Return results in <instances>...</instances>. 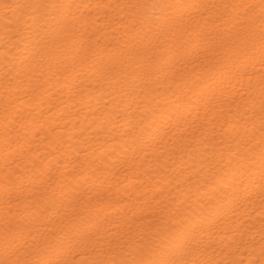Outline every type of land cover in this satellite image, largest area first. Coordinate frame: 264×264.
I'll return each instance as SVG.
<instances>
[{"label": "bare ground", "instance_id": "bare-ground-1", "mask_svg": "<svg viewBox=\"0 0 264 264\" xmlns=\"http://www.w3.org/2000/svg\"><path fill=\"white\" fill-rule=\"evenodd\" d=\"M36 2L0 0V264L25 258L24 251H13L32 237H21L17 224L31 220L34 208L65 196L101 225L102 243L77 247L63 258L69 264L120 259L118 243L134 247L135 233L194 199L232 152L253 145L259 151L262 0H177L215 4L213 40L250 33L255 49L250 43L241 75L222 97L194 107L186 121L162 129L142 150L129 149L133 141L126 133L163 87L136 62L140 31L134 25L151 12L144 5L157 0H76L75 18L62 30L44 10L29 6ZM186 11L199 18L203 9ZM10 175L27 177L24 186L10 185ZM68 211L48 213L31 232L39 241ZM220 216L207 225L212 246L203 259L264 264V202L258 191ZM13 238L14 248H8Z\"/></svg>", "mask_w": 264, "mask_h": 264}, {"label": "snow or ice", "instance_id": "snow-or-ice-1", "mask_svg": "<svg viewBox=\"0 0 264 264\" xmlns=\"http://www.w3.org/2000/svg\"><path fill=\"white\" fill-rule=\"evenodd\" d=\"M29 6L44 10L53 27L61 30L75 18L73 10L79 7L76 0H37L35 5ZM144 7H150L151 12L134 25L140 31L135 48L136 62L144 76L155 78L163 91L148 105L140 123L126 133L133 141L129 149L141 147V150L162 129L173 122L186 121L185 114H190L194 107L222 97L232 81L241 75L250 43L251 49H255L250 33H236L232 39L218 43L213 40L209 28L217 23L211 15L215 4L197 6L177 0H157ZM188 8L203 11L197 18L186 11ZM261 8L264 11V0ZM260 56L264 62V29L260 34ZM261 121L264 123V100ZM258 146V152L256 145L232 152L220 170L205 180L194 199L189 197L162 221L155 225L149 222L146 228L135 233L134 247L127 242L118 243L120 259L98 260L95 264H211L203 259V254L212 246L209 222L220 219L226 207L236 204L242 196L251 198L258 191L264 202V140ZM26 179L17 175L13 180L10 175L8 183L22 188ZM85 183H88L87 178ZM67 200L65 196L50 207H36L31 220L25 217L17 224L19 235L31 236L32 240L29 243L25 239L21 248H14L15 238L8 243V248H14V255L24 251L25 258L14 264H69L63 258L65 253L80 246L94 248L102 243L101 225L84 210L66 203ZM64 207L71 211L61 213L60 219L55 221L58 227L49 228L38 241L30 230L35 221ZM25 211L29 209L26 207Z\"/></svg>", "mask_w": 264, "mask_h": 264}]
</instances>
